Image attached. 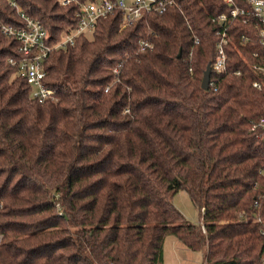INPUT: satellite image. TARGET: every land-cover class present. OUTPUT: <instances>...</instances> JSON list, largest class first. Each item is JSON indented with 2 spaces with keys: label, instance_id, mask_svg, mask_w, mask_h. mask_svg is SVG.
<instances>
[{
  "label": "trees",
  "instance_id": "trees-1",
  "mask_svg": "<svg viewBox=\"0 0 264 264\" xmlns=\"http://www.w3.org/2000/svg\"><path fill=\"white\" fill-rule=\"evenodd\" d=\"M15 4L51 41L76 24V0H0V23L20 24ZM224 0H176L119 28L100 18L44 61L55 99L38 101L9 58L17 41L0 29V264H161L175 235L203 264H263L264 221L253 206L264 165V91L252 85L247 25L230 23L227 71L201 78L214 58ZM198 37V42H194ZM153 44L139 50V40ZM117 69L116 71L114 69ZM239 70L238 73L235 71ZM184 189L195 223L173 203Z\"/></svg>",
  "mask_w": 264,
  "mask_h": 264
},
{
  "label": "built area",
  "instance_id": "built-area-1",
  "mask_svg": "<svg viewBox=\"0 0 264 264\" xmlns=\"http://www.w3.org/2000/svg\"><path fill=\"white\" fill-rule=\"evenodd\" d=\"M76 0H57L59 5L65 6ZM229 8L221 11L211 17L215 23V42L214 58L209 62L210 77L208 88L212 86L215 90V79H211V73L214 75L227 71V52L226 45L229 42L230 23L237 18L247 25V33L242 34V42L246 43L250 38L254 40L260 49L252 54L258 61L253 63L251 68L255 75L252 85L264 91V0H224ZM22 22L20 24L0 23V29L3 34L12 37L17 41L18 50L21 52L20 58H9V62L16 67V73L22 76L30 84V96L38 101L55 99L56 87L46 81V70L44 61L48 54L54 49H63L72 44L79 34L92 32L96 22L100 18H106L115 10L122 11V18L119 28L133 24L142 15L149 12H163L169 5L175 4L176 0H85L78 1V8L75 12L77 18L74 26L65 29L56 41L50 40L47 28L41 21L24 11H22L14 1ZM194 42H198L195 37ZM153 44L149 39L139 40V50L143 51ZM117 70L116 68L114 69ZM236 73L239 70L235 71ZM250 130L257 136H264V118H258L251 121ZM260 181H255L253 186L256 189V195L253 199V206L262 210L264 205V165L260 167ZM237 218L252 219L258 222L264 221V216L259 213L250 215L246 210L241 209L237 212ZM2 235L0 233V239ZM264 264V253L262 256Z\"/></svg>",
  "mask_w": 264,
  "mask_h": 264
},
{
  "label": "rangeland",
  "instance_id": "rangeland-1",
  "mask_svg": "<svg viewBox=\"0 0 264 264\" xmlns=\"http://www.w3.org/2000/svg\"><path fill=\"white\" fill-rule=\"evenodd\" d=\"M173 203L183 212L187 219L195 223L201 222L198 208L192 203L188 193L184 189H179L175 193ZM203 263L204 254L202 250H192L188 248L173 234H167L165 236L162 247L161 264Z\"/></svg>",
  "mask_w": 264,
  "mask_h": 264
},
{
  "label": "water",
  "instance_id": "water-1",
  "mask_svg": "<svg viewBox=\"0 0 264 264\" xmlns=\"http://www.w3.org/2000/svg\"><path fill=\"white\" fill-rule=\"evenodd\" d=\"M210 65L209 63L206 65L205 70L203 72L202 78H201V83L200 86L203 89H208V81H209V77H210Z\"/></svg>",
  "mask_w": 264,
  "mask_h": 264
},
{
  "label": "crops",
  "instance_id": "crops-1",
  "mask_svg": "<svg viewBox=\"0 0 264 264\" xmlns=\"http://www.w3.org/2000/svg\"><path fill=\"white\" fill-rule=\"evenodd\" d=\"M173 200V199H172ZM177 207V206H176ZM178 208V207H177ZM179 209V208H178ZM180 210V209H179ZM181 211V210H180ZM182 212V211H181ZM183 213V212H182Z\"/></svg>",
  "mask_w": 264,
  "mask_h": 264
}]
</instances>
